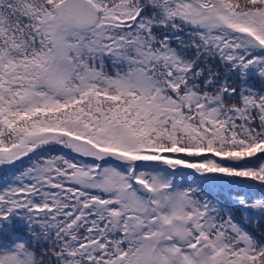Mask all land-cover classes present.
Instances as JSON below:
<instances>
[{"label":"snow or ice","instance_id":"1","mask_svg":"<svg viewBox=\"0 0 264 264\" xmlns=\"http://www.w3.org/2000/svg\"><path fill=\"white\" fill-rule=\"evenodd\" d=\"M0 172V264H264V0H0Z\"/></svg>","mask_w":264,"mask_h":264},{"label":"trees","instance_id":"2","mask_svg":"<svg viewBox=\"0 0 264 264\" xmlns=\"http://www.w3.org/2000/svg\"><path fill=\"white\" fill-rule=\"evenodd\" d=\"M187 39V37H185ZM173 46H176L175 42L173 43ZM189 54H191V50H189ZM209 63L212 64L214 69L218 68V62H212ZM221 71V74H223V70L219 69ZM238 84V81H237ZM67 149H61L57 147L54 151L49 153L50 155H60L62 153H67ZM25 167L28 166V158H25ZM193 170H185V176L187 178V174L189 172H192ZM4 174L0 172V187H2L5 184L4 180ZM217 192H219V189H216ZM261 193H264V189H260L259 187H255L252 189L251 195L253 197L258 198ZM221 198L226 202V206L230 205V201L228 200V194L227 191L220 193ZM234 215L238 222H240L248 231H250L257 239L264 240V220H261L259 223L256 222V220L248 221L246 218V215L241 210H234Z\"/></svg>","mask_w":264,"mask_h":264}]
</instances>
